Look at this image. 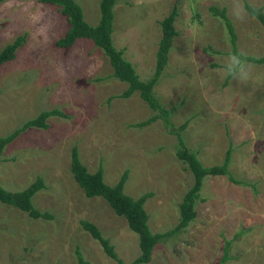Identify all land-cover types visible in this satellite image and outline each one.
Instances as JSON below:
<instances>
[{"label": "rangeland", "instance_id": "1", "mask_svg": "<svg viewBox=\"0 0 264 264\" xmlns=\"http://www.w3.org/2000/svg\"><path fill=\"white\" fill-rule=\"evenodd\" d=\"M75 1L84 20L95 24L98 0ZM244 2L264 14V0ZM209 6L224 7L238 51L264 52L261 24L234 20L232 0H116L112 42L141 80L154 69L159 21L175 10L176 34L153 88L168 110L167 122L159 117L135 126L155 112L136 92L117 96L126 84L111 76L106 56L91 40L54 45L68 27L56 6L0 1V49L25 34L14 57L0 64V136L42 110L64 114L48 116L46 128L23 130L0 153V186L20 190L39 176L44 186L32 195V205L50 214L32 218L0 203V264H77L76 252L87 264H118L80 220L93 223L117 258L130 263L139 254L137 234L103 198L84 195L70 172V149L76 148L88 172L101 166L108 185L126 171L123 192L132 198L149 193L143 202L147 225L162 232L176 224L178 203L192 184L175 155L176 131L204 166L221 164L229 148L227 170L240 183L227 175L204 176L195 217L155 244L144 264H264V63L250 62L247 86L224 77L229 36Z\"/></svg>", "mask_w": 264, "mask_h": 264}, {"label": "trees", "instance_id": "2", "mask_svg": "<svg viewBox=\"0 0 264 264\" xmlns=\"http://www.w3.org/2000/svg\"><path fill=\"white\" fill-rule=\"evenodd\" d=\"M36 1L56 6L59 12L65 16L68 27L64 34L54 41L55 46L67 48L78 38L91 40L93 45L100 48L106 56L108 64L112 70L111 76L126 84L125 89L117 96L128 97L133 92H136L142 101L146 103L148 108L155 112L148 119L134 124L135 126L147 125L159 117H162L165 123L167 122L166 116L168 110L164 109L159 104L153 88L163 72L166 64L167 52L172 38L176 34V31L173 28V19L175 16V10L173 8L159 21L160 36L155 51L153 72L150 77L141 80L135 73L132 64L123 57V48H116L112 42L113 5L116 0H98L99 16L97 22L93 25L88 24L84 20L81 7L75 0ZM257 8H259L260 11L255 18L261 24L264 32V14L260 7ZM208 10L211 14L220 17L224 22L230 42L229 53L232 54L237 52L235 33L225 14L224 7L218 8L216 6H209ZM24 39L25 34H19L0 49V64L7 60H11L14 57V51L23 44ZM246 56L251 63H264V52L259 56ZM98 79L99 78H96V80ZM50 115L64 116L62 112L56 109L40 111L35 117L24 121L19 127L10 131L6 135L0 136V153L3 147L23 130L30 127L46 128L48 124L45 122V119ZM185 124L186 121L181 123L178 128L182 129ZM175 135L177 136L175 155L185 164V168L190 171L192 175V184L187 188L181 201L178 203V220L176 224L172 228L162 232H151L147 225L148 216L143 208V202L149 193H143L137 198H132L123 192L126 171L121 174L120 178L114 184L108 185L103 181L101 166H98L94 172H88L78 159L76 148L72 146L70 149V172L74 181L83 190L84 195L87 197L99 196L103 198L116 215L125 218L128 228L137 234L139 254L128 264L147 263L150 260L151 251L155 244L177 234L195 217L196 212L194 210V204L198 197L197 191L201 186L204 176L227 175L229 180L233 183H240L238 180L234 179L227 170L230 158L229 148L226 150L221 164L204 166L198 161L195 154L186 150L177 131L175 132ZM43 186L42 179L39 176L20 190L10 191L0 186V203L15 207L32 218H50V214L37 210L32 205L31 201L32 195ZM80 224L82 228L91 235V237L100 243L104 252L109 257L115 259L118 264H123L117 258L109 240L101 236L98 228L93 223L80 220ZM227 243L228 242L226 241L224 250L226 249L225 247ZM225 256L226 253L224 252L220 262L225 259ZM76 258L77 264H87L78 252H76Z\"/></svg>", "mask_w": 264, "mask_h": 264}, {"label": "clouds", "instance_id": "3", "mask_svg": "<svg viewBox=\"0 0 264 264\" xmlns=\"http://www.w3.org/2000/svg\"><path fill=\"white\" fill-rule=\"evenodd\" d=\"M231 15L234 20L244 21L249 18H255L260 9L244 3V0H232ZM252 64L249 62L246 54L237 51L230 54L221 69L225 78H231L242 86H247L252 80Z\"/></svg>", "mask_w": 264, "mask_h": 264}]
</instances>
